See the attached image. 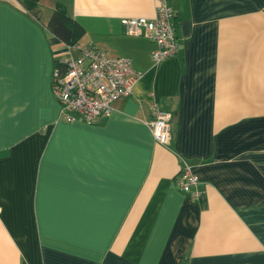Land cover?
Returning <instances> with one entry per match:
<instances>
[{
	"label": "crops",
	"instance_id": "crops-1",
	"mask_svg": "<svg viewBox=\"0 0 264 264\" xmlns=\"http://www.w3.org/2000/svg\"><path fill=\"white\" fill-rule=\"evenodd\" d=\"M169 3L180 47L155 64L121 20L153 19L158 0H42L40 20L0 0V264H264V0ZM57 4L81 46L142 73L92 124L66 122L53 94ZM154 107L172 114L168 145Z\"/></svg>",
	"mask_w": 264,
	"mask_h": 264
},
{
	"label": "built area",
	"instance_id": "built-area-1",
	"mask_svg": "<svg viewBox=\"0 0 264 264\" xmlns=\"http://www.w3.org/2000/svg\"><path fill=\"white\" fill-rule=\"evenodd\" d=\"M176 15L169 0H158L155 17L123 18L121 26L128 36L145 37L154 43L152 60L155 64L176 56L180 39L175 27ZM53 73V94L61 106L60 115L68 123L78 120L92 124L109 116L114 104L132 94L142 73L134 69L129 58H112L107 52L92 45L67 47V56ZM172 114L159 107L153 108L149 123L157 143L168 145L172 138ZM181 190L198 199L199 179L188 163L177 178Z\"/></svg>",
	"mask_w": 264,
	"mask_h": 264
},
{
	"label": "trees",
	"instance_id": "trees-1",
	"mask_svg": "<svg viewBox=\"0 0 264 264\" xmlns=\"http://www.w3.org/2000/svg\"><path fill=\"white\" fill-rule=\"evenodd\" d=\"M41 1L22 0L24 8L37 20H40L39 3ZM46 30L51 35L57 37L66 47L80 45L81 40L86 35L85 27L69 14L64 4H57L46 25ZM56 67L64 69L61 63H58Z\"/></svg>",
	"mask_w": 264,
	"mask_h": 264
}]
</instances>
